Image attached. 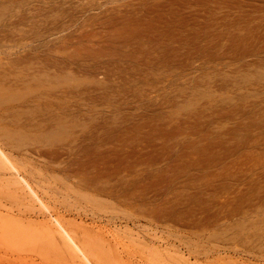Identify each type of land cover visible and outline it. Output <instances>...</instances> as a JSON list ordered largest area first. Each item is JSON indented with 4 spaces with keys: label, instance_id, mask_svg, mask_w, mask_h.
<instances>
[{
    "label": "rangeland",
    "instance_id": "1",
    "mask_svg": "<svg viewBox=\"0 0 264 264\" xmlns=\"http://www.w3.org/2000/svg\"><path fill=\"white\" fill-rule=\"evenodd\" d=\"M60 1L0 0V72L74 114L0 108V264H264V0Z\"/></svg>",
    "mask_w": 264,
    "mask_h": 264
},
{
    "label": "bare ground",
    "instance_id": "2",
    "mask_svg": "<svg viewBox=\"0 0 264 264\" xmlns=\"http://www.w3.org/2000/svg\"><path fill=\"white\" fill-rule=\"evenodd\" d=\"M60 2H64V1L61 0ZM0 7H1L0 8V27L4 28V25L2 24V21L4 18V5H2V6L0 5ZM176 15H177V12L175 11L173 13L172 23H175V22L178 23ZM161 20L163 21V19L161 17L157 18V21H161ZM20 21L21 22L26 21V17L25 16L20 17ZM166 21H168V20L166 19ZM163 23H164V21H163ZM167 23H166V25L168 26L170 23H168V24ZM63 31H64L63 28H53V29L49 28L45 32L40 33V34H36L35 36L40 41H47V40L51 39L53 36H56V35L62 33ZM135 34L136 35L140 34V32H137ZM143 34H145V33H143ZM226 35L230 36V38L232 37L234 39H238L241 37V35L239 33L238 34H232V33L228 34L227 33ZM192 38H194V36ZM248 78L259 80V81H264V71L249 74ZM0 81L2 82L3 86H4V83L10 82L11 85L19 86L24 90V92L20 93V95L7 97V99H4V92L0 91V108L1 109H4L5 103H7L8 101L13 100V99H16V101L25 104L26 105L25 108L27 109L26 113L23 112V113H20L17 115L27 117L28 119H31V118L38 119V122L35 125V130L38 131L41 136L42 135L43 136L52 135V134L57 133L58 131L61 132L63 129L68 128V126H69L68 120L72 119V117H74V114L71 111V109L65 105L63 106L61 104V105L54 106L49 102V98L52 97V92L54 91L52 85L55 84L53 77L49 73H45L41 76L34 75L30 72L19 73L15 69H13L12 67L9 66L6 74H4V67L2 68V71L0 72ZM41 99H45L47 104L44 106L39 105V101ZM13 113H15V112H12V114ZM260 119H261L260 123L264 124V116L263 115L260 117ZM76 125L81 130H83L85 128L83 123H79ZM24 135H25V133L22 131V133H20V135H18V136L24 137ZM0 154L4 158V154L1 151H0ZM43 154H45V153H43ZM8 164H10V163H8ZM10 167L13 168L12 165ZM141 221L142 222L143 221L144 222L154 221V222H158V224H160V225H165L163 223V221L159 220L158 218L156 219V218L150 217V216H147V217L141 216L140 218H136V221H135V222H137L136 224L138 225V227L143 226ZM135 222H134V224H135ZM250 230H251L250 238L252 239V242H258V240L264 235V225L261 229H255L251 226ZM67 236H68V234H67ZM68 240H69V238H68Z\"/></svg>",
    "mask_w": 264,
    "mask_h": 264
}]
</instances>
